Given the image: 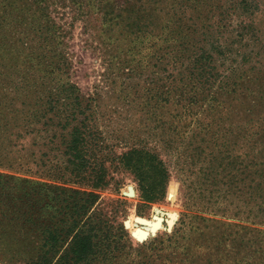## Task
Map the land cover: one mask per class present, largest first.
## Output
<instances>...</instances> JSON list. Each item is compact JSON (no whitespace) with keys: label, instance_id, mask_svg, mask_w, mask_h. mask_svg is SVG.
<instances>
[{"label":"trees","instance_id":"16d2710c","mask_svg":"<svg viewBox=\"0 0 264 264\" xmlns=\"http://www.w3.org/2000/svg\"><path fill=\"white\" fill-rule=\"evenodd\" d=\"M251 3L0 0V264H264V112L254 120L246 109L232 126L248 98L237 83L254 71L245 57L223 66L234 43L224 23ZM75 22L103 67L86 95L70 79ZM253 81L251 100L264 102V74ZM140 126L170 133L139 146L129 139ZM166 157L178 172L196 167L180 180L184 212L170 233L133 245L95 191L114 181L111 167L132 177L142 201L158 200ZM203 200L236 202L251 227L202 218Z\"/></svg>","mask_w":264,"mask_h":264},{"label":"rangeland","instance_id":"374dc122","mask_svg":"<svg viewBox=\"0 0 264 264\" xmlns=\"http://www.w3.org/2000/svg\"><path fill=\"white\" fill-rule=\"evenodd\" d=\"M248 1L252 2L249 12L240 13L241 10L237 9L235 10L236 14L232 15L230 19L227 18L224 23L225 33L222 37H228L230 40H233L234 43H232V46L230 47L231 53L229 58L224 62L223 66L231 64L235 66L241 63L242 57H245L246 62L243 64L242 68H249L255 72L256 76H260L261 74H264V0ZM239 35H242V37L237 40L236 38ZM68 44L72 63L70 79L83 95L89 94L92 92L94 85H98L99 75L103 70V67L100 66V58L98 57L99 53L96 49H93V45H90V38L82 33V29L78 22H75L73 25ZM217 64L219 63L217 62ZM223 66L220 67L223 68ZM239 67L240 65L236 68ZM222 68H219V70ZM242 68L240 67V69ZM254 72H248L247 74L242 75V77L248 75L247 80L244 79L242 82L239 81L237 83L236 90H239L242 94H246L248 98L243 99V97H241V104L236 107V115L231 116L230 123L232 126L233 123L238 124V121L246 118V115L244 114L246 109H252V112L250 113L254 120L263 116L264 108L262 106L264 105V102L258 100V95L256 94L253 96V100H251V96H249L252 91L259 92V90L255 89L256 81H253L255 76ZM250 78L251 80L248 81ZM260 90H264V85L260 86ZM238 94V91H236L237 98L239 97ZM235 104L236 102L232 101L231 105L233 109ZM136 133L137 135L134 137L131 136L129 140H133L132 142L139 146L149 147L161 140L165 141L168 138L167 135H169L170 129L166 127L164 133H162L161 128H156L154 130L152 126H140ZM223 141L224 138L222 137L219 138L217 143H222ZM227 141L228 152L231 158V156L235 155V149L234 147H231V143H233L231 135L227 137ZM120 146L121 145L114 147L112 151L116 154L122 152L124 149ZM193 146L191 145V147ZM200 147L203 150V156L206 157L207 152L211 149L207 138L203 139ZM181 149H183V147H181ZM161 158L164 160V157L161 156ZM165 163L168 168L169 178L164 189L165 193L158 200L153 202L142 201L136 192V184L132 177L122 170H119V173H112L113 171L111 167L108 168L114 181H109L105 188L95 191V194L98 196V210L106 216L105 218H112L113 224L123 229L133 245L138 243L131 236V233L134 230L149 232L153 227L152 224L155 221L154 218L159 216L162 218L160 227L155 231L154 235H148L142 242L150 240L155 236H163L164 234L171 232L180 213L184 212L182 209V199L180 197V180L182 181L187 176L189 181L193 180L195 175L190 174V171H192V173L196 172V167L188 169V166H179L181 170L183 169L184 171L178 172L175 166H173L172 161H168V158ZM5 174L38 180L34 177L21 174ZM213 201L214 200L212 199L211 203ZM235 204L236 202L233 201L217 202L214 205L215 207H208L203 200L198 206V210L207 208L206 211L201 212L202 214L200 215L202 218H207L220 223L232 225L238 224L243 227H251V225H249L251 219L248 217L246 209L242 210L240 208V212L236 215L237 210L234 209ZM226 206V211L222 214V208H225ZM168 214L175 215V219L170 228L166 227L167 218H169ZM134 218H143L144 220L149 221L151 225H140L134 221ZM124 221H129V228L125 229L123 227Z\"/></svg>","mask_w":264,"mask_h":264},{"label":"water","instance_id":"95a60500","mask_svg":"<svg viewBox=\"0 0 264 264\" xmlns=\"http://www.w3.org/2000/svg\"><path fill=\"white\" fill-rule=\"evenodd\" d=\"M174 219H175V215L174 214H170V218H169V220H168V222H166V227L167 228H170L171 227V225H172V222L174 221ZM134 221L135 222H144L142 219H140V218H134ZM161 222H162V219H159V218H157L156 219V221H155V223H154V228H152V229H150L149 230V232H144V231H133L132 233H131V236H132V238L136 241V242H138V243H141L142 241H144L145 240V238L148 236V235H154V233H155V231L156 230H158V228L160 227V224H161ZM123 227L126 229V228H128V221H124L123 222Z\"/></svg>","mask_w":264,"mask_h":264},{"label":"bare ground","instance_id":"6f19581e","mask_svg":"<svg viewBox=\"0 0 264 264\" xmlns=\"http://www.w3.org/2000/svg\"><path fill=\"white\" fill-rule=\"evenodd\" d=\"M168 217L170 218V214H168ZM157 218L162 219V218H160V217L158 216V217H155L154 220L156 221ZM169 218H167V222H168V219H169ZM140 219H141V218H140ZM142 220H143L144 222H136V223H138V224H140V225H143V226H146V225H148V224L151 225V223H149V221L144 220L143 218H142ZM155 221H154V223H155ZM154 223L152 224V226H153L152 228H154V226H155ZM160 225H161V224H160ZM128 228H129V221H128ZM152 228H151V229H152ZM137 231H138V230H137Z\"/></svg>","mask_w":264,"mask_h":264}]
</instances>
